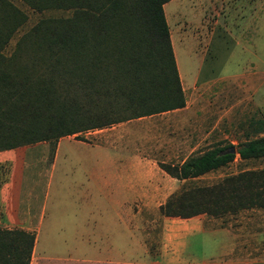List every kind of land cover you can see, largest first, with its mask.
<instances>
[{
    "label": "trees",
    "instance_id": "1",
    "mask_svg": "<svg viewBox=\"0 0 264 264\" xmlns=\"http://www.w3.org/2000/svg\"><path fill=\"white\" fill-rule=\"evenodd\" d=\"M37 10L69 14L40 18L5 48L26 20L11 0H0V150L132 118L186 103L163 5L169 0H23ZM234 144L159 162L169 175L194 178L236 155L264 156V118ZM235 147L234 152L227 151ZM264 208V167L223 176L212 184L183 187L160 205L166 215L221 216ZM35 235L0 227V264H29Z\"/></svg>",
    "mask_w": 264,
    "mask_h": 264
},
{
    "label": "rangeland",
    "instance_id": "2",
    "mask_svg": "<svg viewBox=\"0 0 264 264\" xmlns=\"http://www.w3.org/2000/svg\"><path fill=\"white\" fill-rule=\"evenodd\" d=\"M11 1L26 14V20L8 42L6 52L40 18L69 14L61 9L37 11L23 0ZM163 8L170 36L176 45L179 69L182 74L198 79L182 83L186 98L183 109L132 118L111 126L132 127L134 142L142 140V156L169 163L179 162L187 155L213 146L229 143L236 146L246 139L247 133L252 132L251 118H264V0H169ZM104 132L108 130L82 131L79 137L99 141V135ZM167 138L169 142L164 141ZM105 153L73 139H62L52 175L53 184L60 180L66 184L62 188L60 186V208L74 207L68 201L73 192L68 184L84 178L83 167L80 166L83 161ZM263 167L264 156L242 159L236 155L217 169L178 181L181 185L177 191L183 187L212 184L241 170ZM49 192L54 193L53 187ZM203 214L213 220L216 227H230L237 234V242H229L232 248L229 256L237 261L236 264H264V208H243L221 216ZM157 223L151 232L154 236L160 232ZM62 235L68 236V232ZM44 240L38 242V251L69 257L67 264H91L71 260L84 255L83 248L63 242V238L58 236H47ZM149 243L147 254L152 258L162 250L168 254L175 250L163 246V242ZM219 243L223 242L199 234L193 237L190 248L200 259L206 260L204 264H229L222 262L224 256ZM126 247L130 258L148 259L143 254L144 250L142 253L136 247ZM29 264L43 263L34 255ZM44 264L58 263L47 261ZM153 264L166 263L162 260Z\"/></svg>",
    "mask_w": 264,
    "mask_h": 264
},
{
    "label": "crops",
    "instance_id": "3",
    "mask_svg": "<svg viewBox=\"0 0 264 264\" xmlns=\"http://www.w3.org/2000/svg\"><path fill=\"white\" fill-rule=\"evenodd\" d=\"M171 42L181 84L196 82L198 78L181 73L172 37ZM97 129L108 130L99 135V141L71 134L59 137L53 149L49 141L42 140L0 150V227L34 233L31 256L36 255L43 264L47 261L67 264L70 260L38 251V242L41 239L45 242L47 236H58L63 242L85 250L84 255L72 261L153 264L163 260L166 264H204L206 260L200 259L190 248L193 237L199 234L221 240L222 262L236 264L229 256L232 253L229 242H237V234L230 227H216L203 213L180 217L160 211V205L177 191L181 185L178 181L184 179L169 175L159 166L160 161H166L142 156V140L134 142L132 127L109 125ZM97 129L85 131L94 133ZM64 138L106 153L83 161L80 166L84 178L68 184L73 190L68 201L74 207L62 209L59 190L66 184L61 180L53 184L52 175ZM164 141L169 142V138ZM51 187L53 194L49 192ZM156 222L160 228L158 236L151 233ZM63 232H68V236L64 237ZM149 242H163V246L175 250L171 254L162 250L152 258L147 254ZM126 246L144 250L142 253L148 259L130 258Z\"/></svg>",
    "mask_w": 264,
    "mask_h": 264
},
{
    "label": "water",
    "instance_id": "4",
    "mask_svg": "<svg viewBox=\"0 0 264 264\" xmlns=\"http://www.w3.org/2000/svg\"><path fill=\"white\" fill-rule=\"evenodd\" d=\"M236 150L235 147H231V149L227 150V151H231V152H234Z\"/></svg>",
    "mask_w": 264,
    "mask_h": 264
}]
</instances>
